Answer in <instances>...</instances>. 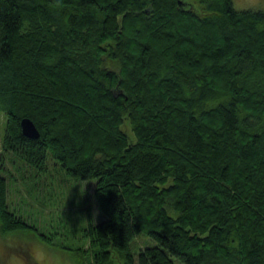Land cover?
I'll use <instances>...</instances> for the list:
<instances>
[{
	"label": "trees",
	"instance_id": "16d2710c",
	"mask_svg": "<svg viewBox=\"0 0 264 264\" xmlns=\"http://www.w3.org/2000/svg\"><path fill=\"white\" fill-rule=\"evenodd\" d=\"M0 112V156L95 181L88 264H135L139 234L156 246L136 264H264V11L0 0ZM7 197L0 177V234L30 229Z\"/></svg>",
	"mask_w": 264,
	"mask_h": 264
},
{
	"label": "rangeland",
	"instance_id": "374dc122",
	"mask_svg": "<svg viewBox=\"0 0 264 264\" xmlns=\"http://www.w3.org/2000/svg\"><path fill=\"white\" fill-rule=\"evenodd\" d=\"M231 3L236 11H264V0H231ZM128 128L125 123L123 130L130 134ZM4 129L5 116L0 112V144ZM1 165L4 167L0 168V177L8 183L9 210L21 216L30 229L5 236L0 234V264H28L22 257L25 252L36 264L92 262L84 238L88 215L94 225L105 220L92 198L95 181L68 178L50 155L43 174L10 154L0 156ZM155 246L144 234L135 236L130 244L135 264L140 250ZM111 262L123 264L115 251L111 253ZM174 263L182 264L177 260Z\"/></svg>",
	"mask_w": 264,
	"mask_h": 264
},
{
	"label": "water",
	"instance_id": "95a60500",
	"mask_svg": "<svg viewBox=\"0 0 264 264\" xmlns=\"http://www.w3.org/2000/svg\"><path fill=\"white\" fill-rule=\"evenodd\" d=\"M20 128L22 135L27 139L36 140L39 137V132L30 119H22L20 121Z\"/></svg>",
	"mask_w": 264,
	"mask_h": 264
}]
</instances>
